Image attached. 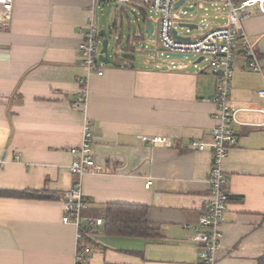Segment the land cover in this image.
<instances>
[{"label":"crops","instance_id":"crops-1","mask_svg":"<svg viewBox=\"0 0 264 264\" xmlns=\"http://www.w3.org/2000/svg\"><path fill=\"white\" fill-rule=\"evenodd\" d=\"M109 2L121 6L101 26V5ZM131 3L14 0L10 29H0V264H75L77 227L63 222V215L76 178L69 169L76 158L71 149L81 143L85 116L103 168L82 178L85 221L103 219L88 238V264H200L203 245L191 235L210 203L212 130L218 123L211 99L218 78L205 58L186 63L160 47L159 16L156 20L150 6L138 1L148 7L136 9L140 16L131 19L128 14L137 8ZM207 3L176 2L174 27L182 38L195 37L180 31L182 19L193 20L180 13ZM93 8L98 31H106L111 41L110 59L118 64L100 60L102 76H88L81 62L80 30ZM227 15L220 12L202 28L205 19L194 18L201 24L194 29L203 33L225 24ZM245 29L262 71L237 52L230 101L237 142L223 166L231 198L217 264H259L264 258V98L259 95L264 12L256 8ZM103 39L99 34L100 50ZM149 39L156 44L155 55L130 56L138 42ZM87 76L83 110L72 103ZM153 136L164 141L154 145L143 139ZM109 204L146 207V219L158 235L106 233L103 216Z\"/></svg>","mask_w":264,"mask_h":264},{"label":"built area","instance_id":"built-area-1","mask_svg":"<svg viewBox=\"0 0 264 264\" xmlns=\"http://www.w3.org/2000/svg\"><path fill=\"white\" fill-rule=\"evenodd\" d=\"M123 4L129 2H145L151 10L159 16L158 39L161 46L172 53L193 54L204 57L209 62L218 78L217 94L211 99L218 108L217 125L212 130V165L208 177L210 185V203L207 211L200 218L199 224L192 227L191 240L203 245L200 253V264H217L218 253L222 249L223 224L225 212L231 198L229 178L223 168L230 149L236 144L237 138L233 129L237 122L236 110L232 108L231 92L237 52L241 51L250 62L254 70L262 71L260 59L257 56L250 35L245 29V22L250 19L256 8L264 12V0H193L196 2H210L224 4L227 8V22L207 29L195 38H176L173 34L175 25L174 7L181 0H118ZM98 4V3H97ZM14 0H0V29L8 30L11 26ZM88 24L80 30L83 40L80 46L81 62L87 70L88 76L97 74L102 76L104 69L99 59V31L95 22V9L91 10ZM81 78L83 83L78 96L73 101L74 107L86 109L88 102L87 81L89 77ZM264 98V89L259 91ZM144 141L158 145L164 141L161 136L144 137ZM94 140L92 122L85 116L83 136L79 146L71 149L76 157L69 166L76 176L71 190L65 196L63 222L75 224L77 227V243L75 264H88V238L103 224L101 218H88L85 221L83 210L88 201L84 195L82 178L87 174L102 172L94 154ZM200 150L205 144H197ZM153 180L149 179V187Z\"/></svg>","mask_w":264,"mask_h":264},{"label":"rangeland","instance_id":"rangeland-1","mask_svg":"<svg viewBox=\"0 0 264 264\" xmlns=\"http://www.w3.org/2000/svg\"><path fill=\"white\" fill-rule=\"evenodd\" d=\"M107 4L105 3H102L101 6H103L101 9H100V19H101V26L105 24L106 21H108L112 15H114L115 11V7L117 5L121 6V4H117L116 2H109L108 5L106 6ZM205 6H201V7H198V9L194 12H188L186 14H184L183 12L180 13V18H184V17H189V16H193V18H196L197 17V20H200V23L203 21V26L201 25V28L204 27V25H206L207 22H211L212 20H215V16L216 18H218V15L220 14V12H225L227 11V8L225 7L224 4H217V5H214V4H211V3H207V4H203ZM106 6V7H105ZM131 6H137V8H135V11L134 12H130L128 14V16L131 17V19H134L135 16H140V13H138V11L136 9H139V8H145V6H147L146 4L144 3H131ZM105 7V8H104ZM148 7V6H147ZM175 12H177V10H174ZM151 12V11H150ZM151 16H153L156 20L158 18V15L155 13V12H151L150 13ZM199 14L201 16H199ZM202 18H204L202 20ZM207 19V20H206ZM179 19H176L175 23H178ZM222 25V24H220ZM137 29V24L135 22H133V32ZM180 31L183 32V33H189L191 34L192 36L194 37H197V36H200L202 33L201 30L199 29H194V30H191L189 31L188 29L186 28H180ZM151 39H155V37H152ZM141 43L142 42H138L137 43V50L136 52H130V56L132 55L133 57H136L137 59H140L141 57H145L147 58L146 56H153L156 54V44H154V41L153 40H148V41H145L143 42V47H141ZM158 44L159 46L161 47L160 43H159V40H158ZM163 52L162 51H158V55L161 56L162 58L163 57H167V56H164L162 55ZM199 57V56H194V57H185V58H181V59H178L182 62H190V61H194L196 60V58ZM205 62V61H204Z\"/></svg>","mask_w":264,"mask_h":264},{"label":"trees","instance_id":"trees-1","mask_svg":"<svg viewBox=\"0 0 264 264\" xmlns=\"http://www.w3.org/2000/svg\"><path fill=\"white\" fill-rule=\"evenodd\" d=\"M147 208L137 205L109 204L105 210V231L109 234L153 237L158 228L146 219ZM259 264H264V258Z\"/></svg>","mask_w":264,"mask_h":264},{"label":"water","instance_id":"water-1","mask_svg":"<svg viewBox=\"0 0 264 264\" xmlns=\"http://www.w3.org/2000/svg\"><path fill=\"white\" fill-rule=\"evenodd\" d=\"M196 10L197 9H193V10L192 9H187L186 13L194 12ZM199 16H201V15L199 14ZM195 19L197 20V17ZM195 19L194 18H193V20L192 19H182V21L179 22L178 26L182 27V28L189 29V30H192L194 28H198L200 23L199 24L196 23ZM150 23L152 25V21L149 20L148 24H150ZM99 34H100V36H103V38H104L103 41H102V48H101L100 53H99V59L106 65H108V64L118 65L116 62H114V61H112L110 59V44H111V41H110L109 36L107 35L106 31L101 30L99 32ZM173 34H174V36L176 38L182 39V36H180L178 34V29L175 28V27L173 29ZM186 39H189V38L187 37ZM170 55L173 56V57H178V58H182V57L186 56L185 54H182V53H172V52H170ZM188 56L194 57L195 55L189 54ZM203 58L204 57H200L199 61L201 59H203ZM119 65H121V64H119Z\"/></svg>","mask_w":264,"mask_h":264}]
</instances>
